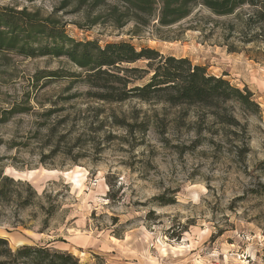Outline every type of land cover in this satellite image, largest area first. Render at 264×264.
Masks as SVG:
<instances>
[{
	"label": "rangeland",
	"instance_id": "374dc122",
	"mask_svg": "<svg viewBox=\"0 0 264 264\" xmlns=\"http://www.w3.org/2000/svg\"><path fill=\"white\" fill-rule=\"evenodd\" d=\"M0 5L53 12L78 41L187 57L248 87L260 110L106 101L103 81L67 58L0 53V181L14 180L0 236L12 251L48 244L83 264H264V21L253 6L220 16L196 4L172 25L116 28L104 15L91 25L101 8L90 2ZM125 66L149 70L145 59ZM125 73L129 88L151 75Z\"/></svg>",
	"mask_w": 264,
	"mask_h": 264
},
{
	"label": "trees",
	"instance_id": "16d2710c",
	"mask_svg": "<svg viewBox=\"0 0 264 264\" xmlns=\"http://www.w3.org/2000/svg\"><path fill=\"white\" fill-rule=\"evenodd\" d=\"M31 1V0H30ZM91 8H101L91 18V25L104 15L106 22L116 28L127 22L146 26L156 20L160 26L175 24L188 16L196 4L205 6L217 15L233 14L243 4L255 9L256 16L264 21V0H78ZM65 4L67 2L64 1ZM65 23L53 12L43 15L38 9H17L0 5V53L13 52L18 56L64 57L86 71V80L103 81L98 87L105 89L99 96L106 101H123L137 97L145 101L156 98L173 104L187 102L209 108L234 103L243 113L257 114L259 106L248 87L242 89L222 76L207 73L204 66L192 64L187 57L163 56L156 48H135L129 41H111L105 45L97 40H76L65 31ZM140 59L147 60L149 70L124 67ZM150 73L140 85L127 87L131 80L125 72ZM57 75L52 72L49 76ZM125 75V76H124ZM113 79H108V78ZM114 83L109 87L106 83ZM0 181V199L5 198ZM0 264H83L67 250L51 246L20 245L12 251L6 237L0 236Z\"/></svg>",
	"mask_w": 264,
	"mask_h": 264
}]
</instances>
